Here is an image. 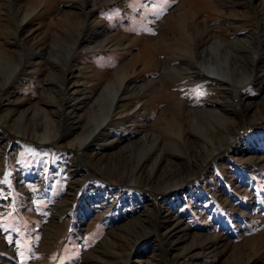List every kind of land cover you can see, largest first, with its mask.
<instances>
[{"label":"rangeland","instance_id":"1","mask_svg":"<svg viewBox=\"0 0 264 264\" xmlns=\"http://www.w3.org/2000/svg\"><path fill=\"white\" fill-rule=\"evenodd\" d=\"M81 2L0 0V264H264V0Z\"/></svg>","mask_w":264,"mask_h":264},{"label":"bare ground","instance_id":"2","mask_svg":"<svg viewBox=\"0 0 264 264\" xmlns=\"http://www.w3.org/2000/svg\"><path fill=\"white\" fill-rule=\"evenodd\" d=\"M82 2H83V0H82ZM81 2V3H82ZM82 6V5H81ZM213 70H217V69H213L212 68V70H210L212 73H217L218 71H213ZM208 76H210V77H214L215 75H213V74H211L210 73V75H208ZM218 77V76H217ZM219 78V77H218ZM218 78H216V77H214L213 79H218ZM225 78V77H224ZM219 80V79H218ZM222 80V79H221ZM224 80V79H223ZM222 80V81H223ZM1 100V99H0ZM1 104V103H0ZM249 105H251V102H248V103H246V108L249 106ZM250 109V108H249ZM221 116H223L222 114H220ZM235 124V126H236V128H237V125H236V123H234ZM29 131V130H28ZM234 135H235V132L233 131L232 133H231V137H230V139H233L234 138ZM230 141V140H229ZM176 226V225H175ZM211 249V248H210ZM209 249V250H210ZM192 251H194V250H192ZM185 252V251H184ZM200 252V251H199ZM206 252V251H205ZM192 253H194V252H192ZM196 253V252H195ZM252 259V258H251ZM247 263V262H246ZM248 263H250V262H248Z\"/></svg>","mask_w":264,"mask_h":264}]
</instances>
